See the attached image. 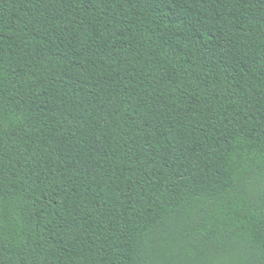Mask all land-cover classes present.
<instances>
[{
	"label": "trees",
	"instance_id": "1",
	"mask_svg": "<svg viewBox=\"0 0 264 264\" xmlns=\"http://www.w3.org/2000/svg\"><path fill=\"white\" fill-rule=\"evenodd\" d=\"M0 264H264V0H0Z\"/></svg>",
	"mask_w": 264,
	"mask_h": 264
}]
</instances>
